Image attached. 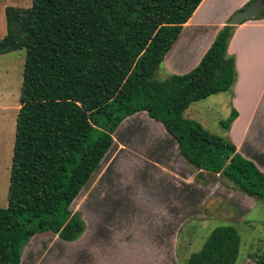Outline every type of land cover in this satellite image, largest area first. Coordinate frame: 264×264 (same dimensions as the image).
Instances as JSON below:
<instances>
[{
	"label": "trees",
	"instance_id": "16d2710c",
	"mask_svg": "<svg viewBox=\"0 0 264 264\" xmlns=\"http://www.w3.org/2000/svg\"><path fill=\"white\" fill-rule=\"evenodd\" d=\"M201 1L30 0L25 10L4 8L0 55L23 50L24 61L0 264H19L35 234L64 242L81 236L84 223L70 206L114 150L120 124L138 113L162 126L188 165L264 202V175L232 143L182 117L190 104L233 85L234 59L226 54L233 27L222 26L188 72L152 79ZM255 19H264V5ZM235 117L232 109L221 126ZM238 249L237 230L218 226L185 264H235ZM253 262L264 264V252Z\"/></svg>",
	"mask_w": 264,
	"mask_h": 264
},
{
	"label": "crops",
	"instance_id": "0c3cea01",
	"mask_svg": "<svg viewBox=\"0 0 264 264\" xmlns=\"http://www.w3.org/2000/svg\"><path fill=\"white\" fill-rule=\"evenodd\" d=\"M249 1L202 0L164 56L161 63L165 69L171 75H180L194 68L230 15ZM222 5L223 14L215 15ZM226 54L233 57L236 73L229 96L236 112L228 128L232 137L230 143L242 158L264 175V19L244 21L233 27ZM140 116L145 114L138 113L120 124L119 130L123 132L125 128V131L120 138L113 136L114 150L70 206L72 213H77L84 223L81 236L73 242H64L53 234H35L24 246L19 264H43L46 257L58 254L59 251H53L56 246L63 251L65 264H120L116 255L120 248L142 254L133 259L123 258L124 264H176L180 232L187 221L194 220L197 228H202L207 220L217 218L211 206L216 201L224 205V185L213 182L212 176L218 175L210 173V176L208 172L189 167L172 143H167L168 148L161 146L159 155L154 157L166 179L100 180L119 153L130 147L132 136L127 129L130 124L143 121ZM91 194L94 196L84 214L82 205ZM231 196L234 199L236 195ZM237 196L243 201L248 200ZM227 201L237 209L240 219L248 211L244 207L239 210L232 199ZM90 212L95 219L93 228L87 221ZM116 216L124 222L112 220ZM128 219L145 222L139 232H145L150 238L143 247L128 243L127 239L120 246L113 244L116 235L137 233L129 223L126 224Z\"/></svg>",
	"mask_w": 264,
	"mask_h": 264
},
{
	"label": "rangeland",
	"instance_id": "374dc122",
	"mask_svg": "<svg viewBox=\"0 0 264 264\" xmlns=\"http://www.w3.org/2000/svg\"><path fill=\"white\" fill-rule=\"evenodd\" d=\"M5 7L25 10L30 7V0H0V39L5 34ZM223 11L224 5L215 11V15L221 16ZM236 12H233L230 17ZM23 61V50L0 55V208L6 206V192L14 137L15 116L19 109L18 96ZM169 75H171V73H169L161 63L152 79L155 81H163ZM231 89L232 88H230V90ZM230 90L190 104L182 113V117L196 121L207 132L231 142L232 137L229 135L228 129H224L221 126V122L228 118L233 108L229 100V96L231 95ZM140 118L144 120L142 121L139 119L140 122L130 124L131 126L127 129V133H130L132 136L130 147H126V151H121L118 157L111 162L107 172H103L104 175L100 179L101 181H155L166 179L165 174L161 171L160 163H157L154 157L159 155L158 149H160L161 146L168 148L167 143L172 141V139L165 133L159 123L149 119L146 115L143 117L140 116ZM172 143L174 144L173 141ZM192 169L194 168L192 167ZM94 177L95 174L92 175L89 181L91 182V179ZM212 177L213 182L224 185V205H222L220 201H216V203L211 206V210L216 214L217 218L213 217L207 220L202 228H197L194 220L187 221V224L180 232L181 236L179 237L180 243L177 249L176 264H185L187 258L191 254L201 249L209 232L215 227L224 225L233 226L239 234V249L235 264H254L253 261L255 258L264 252V202L236 192L229 182L222 180L219 176ZM231 195L236 196H234L233 199ZM237 195H241L245 197L244 199L248 200L243 201L240 196ZM92 196L94 195L91 194L89 200H86L82 205L85 212L84 214L87 212L85 210H88L90 207L89 203ZM228 198L234 200L238 204L236 206L239 210H243L241 209L243 207L245 210L246 208L248 209L241 219L240 216L237 215V209L233 208V205L227 201ZM237 198L238 201L236 200ZM83 209L81 211H83ZM70 211L72 213L71 207ZM220 212L222 215H220ZM89 214V219L87 221L91 228L95 223V219L91 216L92 212ZM112 220L115 222H124L117 216ZM125 222L126 224L129 223L131 225L130 228L137 231V233L131 236L116 235L113 244L120 246V244L125 242L123 240L127 239L126 241L128 243L143 247L150 238L145 232H139V228L143 227L145 222L136 219H128ZM142 230L143 229L140 231ZM53 251L59 252H57L58 254L55 253L56 255L54 254L52 257H46L43 264H65V256L61 248L58 249V246H56ZM138 251L141 250L138 249ZM116 255L118 256L120 264H124L125 260H122L123 258L133 259L136 255H138V257L142 256V254L132 252L131 249L124 250L121 248L117 251Z\"/></svg>",
	"mask_w": 264,
	"mask_h": 264
},
{
	"label": "water",
	"instance_id": "95a60500",
	"mask_svg": "<svg viewBox=\"0 0 264 264\" xmlns=\"http://www.w3.org/2000/svg\"><path fill=\"white\" fill-rule=\"evenodd\" d=\"M264 0H255L242 10L233 14L225 23L226 26L235 27L240 23L255 19L262 11Z\"/></svg>",
	"mask_w": 264,
	"mask_h": 264
}]
</instances>
